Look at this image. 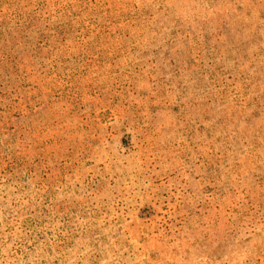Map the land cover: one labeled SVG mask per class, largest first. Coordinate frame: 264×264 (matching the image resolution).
Returning <instances> with one entry per match:
<instances>
[{
  "label": "rangeland",
  "instance_id": "obj_1",
  "mask_svg": "<svg viewBox=\"0 0 264 264\" xmlns=\"http://www.w3.org/2000/svg\"><path fill=\"white\" fill-rule=\"evenodd\" d=\"M0 264H264V0H0Z\"/></svg>",
  "mask_w": 264,
  "mask_h": 264
}]
</instances>
